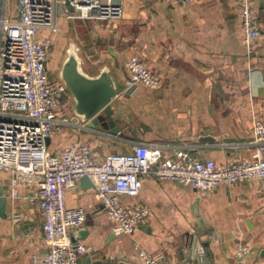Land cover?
<instances>
[{
	"label": "crops",
	"instance_id": "0c3cea01",
	"mask_svg": "<svg viewBox=\"0 0 264 264\" xmlns=\"http://www.w3.org/2000/svg\"><path fill=\"white\" fill-rule=\"evenodd\" d=\"M120 2L119 18L101 23L80 19L88 24L84 39L79 38L83 24L74 27L84 57L95 60L88 70L107 66L116 80L119 93L109 106L119 131L91 126L70 110L73 124L52 136L50 148L78 138L98 158L149 141L161 144L165 155L186 147L217 164L249 158L255 145L253 123L264 122V0H252L260 35L251 50L243 40L237 0ZM131 55L160 75L158 88L139 86L123 93ZM206 130L213 140L201 142ZM141 183L138 195L124 199L148 205L151 216L132 233L111 238V221L94 188L81 179L67 191V205L86 210L85 220L70 229L87 248L80 264L101 250L115 260L144 264L141 248L160 254L161 264H181L180 255L188 253L193 236L216 264H237L235 246L241 240L252 248L246 264H264V178L203 190L152 174L141 176ZM0 187L7 194V216L0 218V264H43L48 246L38 206L27 201L24 185L12 195L9 170L0 171Z\"/></svg>",
	"mask_w": 264,
	"mask_h": 264
},
{
	"label": "built area",
	"instance_id": "2783aa9c",
	"mask_svg": "<svg viewBox=\"0 0 264 264\" xmlns=\"http://www.w3.org/2000/svg\"><path fill=\"white\" fill-rule=\"evenodd\" d=\"M194 0H179L186 4ZM69 2L73 6L70 10ZM243 40L252 49L260 35L252 0H237ZM120 0H0V171L11 172L12 195L26 186L27 201L42 216V235L48 249L43 264H80L87 251L73 242L70 229L86 217L81 205L68 206L66 193L86 175L103 204L115 234L132 233L146 222L152 209L141 202H126L141 189V176L212 189L219 183L264 178V122L253 123L254 150L249 158L217 164L199 158L186 147L163 154L157 142L137 141L126 151L94 157L82 139L50 148L47 138L73 124L64 108L65 86L50 74L49 58L58 15L70 19L108 21L122 16ZM123 90L139 86L158 88L161 77L138 55L127 60ZM144 264H161V255L139 249ZM252 248L244 240L235 246L237 264H246Z\"/></svg>",
	"mask_w": 264,
	"mask_h": 264
},
{
	"label": "water",
	"instance_id": "95a60500",
	"mask_svg": "<svg viewBox=\"0 0 264 264\" xmlns=\"http://www.w3.org/2000/svg\"><path fill=\"white\" fill-rule=\"evenodd\" d=\"M70 10L73 6L67 2ZM67 55L63 60L61 68L57 73V78L65 86L66 94L71 98V109L73 113L82 121H87L91 126H98L109 129L110 132L119 131V126L115 120L113 110L110 108V101L119 93V87L112 73L107 66H100L96 71L88 70V63L82 53L78 41L72 38L69 41ZM208 130L204 131L199 138L201 142L212 141L209 137ZM50 138H47V144ZM84 186L93 187L91 180L84 175L82 177ZM7 194L4 187H0V218L7 216L6 212ZM86 230L80 231L84 235ZM114 236L112 231L109 238ZM73 242L77 238L71 234ZM181 264H216L211 259L208 249H204L197 244L196 236H193L190 243V250L187 254L180 255ZM86 264H134L127 260H115L107 256L106 252L101 250L94 259H90Z\"/></svg>",
	"mask_w": 264,
	"mask_h": 264
},
{
	"label": "rangeland",
	"instance_id": "374dc122",
	"mask_svg": "<svg viewBox=\"0 0 264 264\" xmlns=\"http://www.w3.org/2000/svg\"><path fill=\"white\" fill-rule=\"evenodd\" d=\"M80 22L81 24V31L83 29V31L79 32V38L84 39V34H85V28L88 27V24H84V21H81L80 19L76 18V19H70L68 17H65L61 14L58 15V29L57 31L53 34V44L50 50V58H49V67H50V75L53 77L57 76V73L59 72L61 65L63 63V60L65 59L66 55H67V51L69 48V41H72V38L76 39V30L74 27H79L76 23ZM101 23V22H99ZM78 40V39H76ZM83 48V47H82ZM83 55L84 51L82 52ZM86 61L88 64L94 65L93 62H95V60L93 58L90 57V59H87ZM133 91V90H132ZM124 94H127L126 91L124 92ZM129 93V92H128ZM71 98L70 96L66 94L65 98H64V108L66 111L70 112L71 109ZM54 135V134H53Z\"/></svg>",
	"mask_w": 264,
	"mask_h": 264
}]
</instances>
